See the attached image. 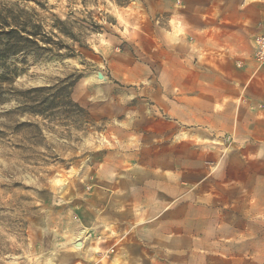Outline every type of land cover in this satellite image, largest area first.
<instances>
[{
	"label": "rangeland",
	"instance_id": "rangeland-1",
	"mask_svg": "<svg viewBox=\"0 0 264 264\" xmlns=\"http://www.w3.org/2000/svg\"><path fill=\"white\" fill-rule=\"evenodd\" d=\"M31 1L48 24L75 22L80 38H63L74 58L32 64L14 89L80 76L72 99L90 117L43 120L16 112L15 100L0 107V264H128L131 212L159 213L180 192L170 181L202 180L210 154L186 135L172 138L165 121L162 139L152 136L143 85L113 80L110 59L145 61L136 47L195 10L190 0ZM169 223L158 221L163 230Z\"/></svg>",
	"mask_w": 264,
	"mask_h": 264
},
{
	"label": "crops",
	"instance_id": "crops-1",
	"mask_svg": "<svg viewBox=\"0 0 264 264\" xmlns=\"http://www.w3.org/2000/svg\"><path fill=\"white\" fill-rule=\"evenodd\" d=\"M188 3L193 14L136 47L145 61L110 59L113 80L143 85L152 136L162 139L165 121L172 138L210 154L202 180L170 181L180 192L159 213L131 212L136 254L127 261L264 264V65L253 49L264 0Z\"/></svg>",
	"mask_w": 264,
	"mask_h": 264
},
{
	"label": "trees",
	"instance_id": "trees-1",
	"mask_svg": "<svg viewBox=\"0 0 264 264\" xmlns=\"http://www.w3.org/2000/svg\"><path fill=\"white\" fill-rule=\"evenodd\" d=\"M28 2L43 7L31 0L0 2V107L15 100L18 102L16 112L21 115L53 121L60 116H75L88 123L89 113L72 99V89L80 76H70L48 86L14 89L17 80L27 74L32 64L74 58L76 49L68 46L63 38L74 42L80 38L74 33L75 22L57 19L48 24L36 9L26 4ZM80 47L85 48L81 44ZM28 125L23 124L24 127Z\"/></svg>",
	"mask_w": 264,
	"mask_h": 264
},
{
	"label": "built area",
	"instance_id": "built-area-1",
	"mask_svg": "<svg viewBox=\"0 0 264 264\" xmlns=\"http://www.w3.org/2000/svg\"><path fill=\"white\" fill-rule=\"evenodd\" d=\"M254 55L260 65H264V35L253 39Z\"/></svg>",
	"mask_w": 264,
	"mask_h": 264
},
{
	"label": "bare ground",
	"instance_id": "bare-ground-1",
	"mask_svg": "<svg viewBox=\"0 0 264 264\" xmlns=\"http://www.w3.org/2000/svg\"><path fill=\"white\" fill-rule=\"evenodd\" d=\"M84 234H85V232L83 231V232H80L78 236L76 235V236H77L76 241L79 240V239H82V238H83L82 236H83ZM85 237H86V236H85ZM74 240H75V239H74ZM73 244H74V243H73ZM78 250L80 251V248H79Z\"/></svg>",
	"mask_w": 264,
	"mask_h": 264
},
{
	"label": "water",
	"instance_id": "water-1",
	"mask_svg": "<svg viewBox=\"0 0 264 264\" xmlns=\"http://www.w3.org/2000/svg\"><path fill=\"white\" fill-rule=\"evenodd\" d=\"M99 78H100L101 80H104V77H103L101 74H99Z\"/></svg>",
	"mask_w": 264,
	"mask_h": 264
}]
</instances>
